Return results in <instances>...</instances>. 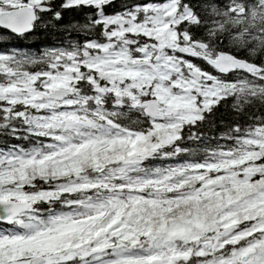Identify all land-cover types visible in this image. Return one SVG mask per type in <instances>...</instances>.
<instances>
[{
	"label": "snow or ice",
	"instance_id": "obj_1",
	"mask_svg": "<svg viewBox=\"0 0 264 264\" xmlns=\"http://www.w3.org/2000/svg\"><path fill=\"white\" fill-rule=\"evenodd\" d=\"M0 264H264V0H0Z\"/></svg>",
	"mask_w": 264,
	"mask_h": 264
}]
</instances>
